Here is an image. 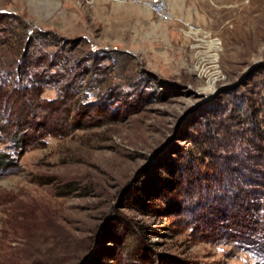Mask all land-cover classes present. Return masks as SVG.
I'll return each mask as SVG.
<instances>
[{"label":"rangeland","instance_id":"rangeland-1","mask_svg":"<svg viewBox=\"0 0 264 264\" xmlns=\"http://www.w3.org/2000/svg\"><path fill=\"white\" fill-rule=\"evenodd\" d=\"M139 1L0 0V76L29 47L41 101L81 84L65 136L0 138V264H264V242L187 222L186 168L206 122L264 119V0H166L169 21Z\"/></svg>","mask_w":264,"mask_h":264},{"label":"trees","instance_id":"trees-1","mask_svg":"<svg viewBox=\"0 0 264 264\" xmlns=\"http://www.w3.org/2000/svg\"><path fill=\"white\" fill-rule=\"evenodd\" d=\"M27 43L30 46L32 42ZM28 48L22 50L16 76L7 70L1 71L7 76H0V138L13 142L18 155L26 151L30 139L65 136L72 113L80 107L75 98V89L81 86L76 85V73L64 78L59 98L41 101L43 73L39 68L43 58L40 54L35 59ZM234 113L217 122H206L209 149L199 151L197 157H187L190 177L197 185L205 181L204 191L199 190L203 193L201 201L194 203L195 207L202 206L199 211L205 215L200 212L194 220L197 209H192L187 222L193 218V228L204 235L215 237L225 232L231 239L264 242V119L258 121L256 114ZM195 131L198 136L202 134ZM5 161L0 153V169L6 166ZM202 218L209 221L196 226L194 222Z\"/></svg>","mask_w":264,"mask_h":264},{"label":"built area","instance_id":"built-area-1","mask_svg":"<svg viewBox=\"0 0 264 264\" xmlns=\"http://www.w3.org/2000/svg\"><path fill=\"white\" fill-rule=\"evenodd\" d=\"M47 1V0H41ZM140 5H142L146 10L150 12V14H154L157 16L160 21H169L171 18L168 4L165 0H146L139 1Z\"/></svg>","mask_w":264,"mask_h":264},{"label":"bare ground","instance_id":"bare-ground-1","mask_svg":"<svg viewBox=\"0 0 264 264\" xmlns=\"http://www.w3.org/2000/svg\"><path fill=\"white\" fill-rule=\"evenodd\" d=\"M165 1H166V0H165ZM166 2H167V1H166ZM167 4H168V3H167ZM168 8H169V6H168ZM169 11H170V9H169ZM170 15H172L171 12H170Z\"/></svg>","mask_w":264,"mask_h":264}]
</instances>
